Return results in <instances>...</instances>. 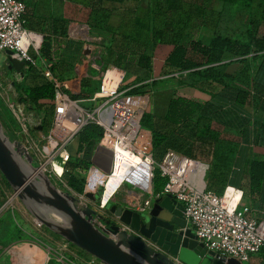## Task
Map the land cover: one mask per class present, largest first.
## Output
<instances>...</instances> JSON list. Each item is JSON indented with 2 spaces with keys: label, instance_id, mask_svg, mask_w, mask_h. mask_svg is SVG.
Here are the masks:
<instances>
[{
  "label": "trees",
  "instance_id": "obj_1",
  "mask_svg": "<svg viewBox=\"0 0 264 264\" xmlns=\"http://www.w3.org/2000/svg\"><path fill=\"white\" fill-rule=\"evenodd\" d=\"M22 1L26 3V0ZM77 1L90 9L88 24L92 32L106 37L105 47L116 46L118 51L124 52L127 50L120 49H126L130 42L136 45L134 49L138 56L136 69L129 63L125 65L126 73L134 76L130 85H136L127 91V95L142 94L144 88H148L149 91L156 86L155 80L146 82L150 78L152 67L151 56L147 53L157 44L168 43L172 45V50L164 61L165 72L177 74L175 83L179 87L192 88L207 96V100L199 101L174 95L169 100L163 117H153L146 111L143 113L140 124L151 131V158L155 165L163 160L168 150L193 159L196 157V150L206 144L213 147L222 133H237L246 146L264 148V123L261 114L264 111V0ZM212 2L219 3L222 8L233 5L246 10L247 21L243 38H234L230 33L218 30L206 31V34L202 35L204 38H195L198 31L204 28L203 25L211 23L208 21L210 14L207 9ZM137 8L146 11V22L135 16ZM110 17L121 20L119 26L126 27L128 22L132 21L136 29L147 33L148 42L143 43L145 40H140L138 36L132 39L124 33H117L110 23ZM58 21L63 28L67 20L63 18ZM60 34L65 35L64 28ZM40 54L49 60L53 58L49 41L45 36ZM227 55L237 58V62L247 63L243 71L246 72L245 76H249L253 87L248 88L244 82L242 86L238 84L237 78L243 71L233 75L222 70L224 64L221 61ZM196 56L201 57V60H197ZM120 58L122 54L108 52L109 61L118 64ZM64 61L62 58L61 62ZM253 61H258V65L252 69L250 62ZM54 69L53 66L52 74H56ZM244 79L246 80V77ZM213 83L222 86L219 92L215 91ZM14 85L22 102L28 103L36 110L47 104L45 114H49L54 99V86L49 79L30 67L23 78L14 82ZM46 124L44 118L43 125L46 127ZM214 125L223 130L217 131ZM102 135L101 126L92 122L84 125L78 133L80 155L74 159L70 158L64 166L73 170L80 165L79 163L89 165L86 158L88 152H84L83 148L86 147L85 149L89 151L94 141L99 140ZM227 144L232 148L233 143ZM245 172L248 176V192L256 196L255 205L264 207V154H252L246 161ZM158 181L159 185L164 182L159 176L158 168L155 167L153 182ZM68 183L76 191H83V186L71 175L68 177ZM261 254L262 260L259 264H264V246L255 255Z\"/></svg>",
  "mask_w": 264,
  "mask_h": 264
},
{
  "label": "rangeland",
  "instance_id": "obj_2",
  "mask_svg": "<svg viewBox=\"0 0 264 264\" xmlns=\"http://www.w3.org/2000/svg\"><path fill=\"white\" fill-rule=\"evenodd\" d=\"M207 10L210 14V17H208V21L210 20L211 23L205 26L203 25L204 28L198 31V33L195 35V38H200L203 34H206V31L210 32L213 30H218L222 33H230V35L234 38H243L247 21L246 10L244 8H239L233 5H230L226 8H222V5H220L219 3L212 2V4L209 6V9ZM135 16L139 17L144 22H146L147 20L146 11L143 8H137L135 11ZM138 33L139 34H137L136 36H138L140 40H146L147 33L145 31L140 30L138 31ZM4 63L5 57L3 53H1L0 71L3 72V75L1 77L11 78L16 81H20L23 78L26 70H23V73L21 75L14 76L11 71H6ZM96 68L97 70L91 69L90 73L91 76H98L95 82L92 81L90 83V86H87V89L81 92L79 95H67L69 101L75 103L78 107V110L83 112L82 114L84 116V122H94V120L99 119L101 113L105 112L108 114L109 117L108 125H112L113 123L111 117V109L113 104L118 100L120 101L116 103V106H120L121 101H125L129 98H144L143 107L141 108L140 112H138V114L137 112L134 114H137L138 117L140 116L141 112L143 113V111L147 109L150 92L147 90V88H144L142 94L127 95V91L129 90L125 88V84L128 80L127 78L123 79L113 99H111V97H94V95L100 91L102 79L100 76V66ZM101 74L103 76L105 84V89L103 91L109 92L114 90V87L109 88V86L111 81H114L113 79H115V73L110 71V67H103L101 70ZM109 80L110 82L108 83ZM242 82H240L239 85H241ZM12 99L13 98H10V103L12 102ZM6 103L7 102H4V99L0 98V121L2 123L3 131L10 138L11 141L18 140L21 143H26L27 141L31 143V152L28 153L32 156V153L37 152L36 148L32 144L31 140H27L29 137L21 132L20 125L15 120L10 108L7 106ZM122 104L124 105V103ZM26 110L28 111L27 114L29 116H32V120L38 118L41 114L46 117L45 120L47 122V126H44L41 134L34 132L33 129H27L28 134L30 133L31 135H34L32 138L34 139L35 143H37L39 140L42 141L41 138L45 137L47 133H49L51 129H53L56 113L54 101L52 104V109L50 110L48 115H46L45 112L33 109L31 106L29 109ZM86 113L93 115L94 120L87 118ZM82 114L79 111L76 112L77 122L76 125L72 127L70 134H72L79 128V125L82 121ZM69 135H67L66 137H68ZM57 136H59V134H57ZM140 136L144 138H141ZM140 136L139 141L144 142V139L146 138L145 134L140 132ZM218 138L219 139L216 140L215 145L213 147L206 144L196 150L195 155L197 158H193V160L198 161L201 165L196 166V168L190 175V179L192 181H196L201 171L197 180V185L201 187L204 185V187L209 188V190L218 194H222L227 185L224 179L227 178L230 173L231 165L234 160L233 155L237 153V149L239 148V146H242L240 145L242 143V140L240 138V135H238L237 133H222L221 136H219ZM115 139L116 138L112 136V134H110V138L108 139L107 144H105L103 147L108 150V165L102 167V169L104 170L103 174H101L100 172H96L97 169L94 166H90L86 163H80V165L73 170H69V168H66L65 166L61 170V167H63L64 162L59 158H55L52 160V166L56 169V171L54 172L59 177L54 176L53 173L49 174L52 178H49L47 173H45V175L59 190L74 193L80 196L82 200L86 202H88V200L84 196V192H86L87 190H93L89 189V184L92 181L97 182L94 186V194L96 196H99V198L101 196L102 203L108 201V203L112 202L118 205H126L128 203L126 199L130 200L132 198H144L147 193L144 192V190L146 189L142 186L147 185V188L152 189L153 173L157 165L153 164L152 167L150 166L152 174V177L150 179V186L148 181H145V179L143 178L136 179V176L133 174L136 167L138 166V164H140L141 161H145L149 164L148 159L142 157L143 150H146V144L144 143L142 151H137V154L132 151L129 152V154L125 155L121 151L117 150L116 163L118 168L120 169V172L122 173L121 175L113 173V171H111V151L112 149L114 150L113 145ZM136 141L137 138L131 142V145L135 147ZM226 142L233 143L232 148L228 146ZM89 156L90 152H88V156H86L87 160L90 162ZM69 160L70 157H68L66 162H68ZM34 161L35 160L33 158V162ZM202 172L203 175L201 182ZM70 175L73 176L76 182L80 183L83 186L82 192H78L74 187L69 186L68 177ZM135 183H138L140 185H136ZM230 191L231 189L227 191V195L236 201L238 199L236 192L234 191L235 193L233 194ZM244 192L246 196V191ZM42 213L45 214L47 217L51 218L52 220H59L54 217L51 212L42 211ZM257 216L259 218H263L259 214H257ZM35 220L36 219L31 215V213L23 207V205L16 197H14L12 190L0 174V264H13L17 262L25 263L35 258L44 259L45 253H47V250L49 249H52V251L54 250L55 252L53 254L60 260L55 259L52 256L47 264H84L83 260L81 259L83 255L87 257L84 252L80 251L74 245H66L63 247V245H65V242L61 237L57 236L55 233L48 230L44 226L38 227L34 222ZM63 260H65L66 263L63 262Z\"/></svg>",
  "mask_w": 264,
  "mask_h": 264
},
{
  "label": "built area",
  "instance_id": "obj_3",
  "mask_svg": "<svg viewBox=\"0 0 264 264\" xmlns=\"http://www.w3.org/2000/svg\"><path fill=\"white\" fill-rule=\"evenodd\" d=\"M27 11L28 6L22 0H0V54L3 53L5 57L4 67L6 71H11L14 76H18V74L15 73L13 68H9L7 50L12 52L10 55L12 58L23 63L22 69H28L30 67L35 68L41 75L52 82L54 86V104L56 107L53 129H51L45 137L41 138L42 141L37 139L39 141L37 143L34 142L32 138L33 135L30 133L28 134L27 129L35 125H41V118L32 120L28 116V111L26 109H29L30 106L28 103H22V101H20V97H18V93L14 88V82L16 80L1 77L3 75L1 71L0 98L4 99V102H7V106L20 125L21 132L29 137L27 140H31L36 148L37 152L32 153V158L35 160L33 162L34 165L43 173H47L49 178H52L49 175L52 173L54 176L59 177L54 172L56 169L52 166V160L61 158V151H63L65 156L63 167H61L62 170L69 157V153L62 144H58V138L56 137L57 134H59V123L57 121L58 110L59 104L66 100L69 101V99L62 91V88H66V84L60 82L52 75L51 69L53 61L40 54L43 36L27 29L24 25ZM113 69L116 71L115 73L118 77V83L114 90L109 92L103 91L105 89V84L103 76L101 75L100 91L97 92L94 97H111V99L115 97L122 80V73L116 68ZM109 82L110 80L108 83ZM109 88H112V86L110 85ZM10 98L14 99V101L12 99L11 103ZM118 101L113 104L111 109L112 125H103L99 119L94 120L93 115L86 113L87 118L94 120V123L104 127L105 132L102 140L107 134L109 138L110 134L116 138L113 148L117 144H121V135H123L122 131L120 132L121 134L113 133V129L120 119L119 114L116 113V103ZM87 122H84L82 125ZM22 144L28 152H31V143L27 141ZM132 150L137 154L134 148H132ZM111 153L113 166V149ZM142 157L147 158L152 167L154 162L151 155L143 151ZM197 164L200 163L192 158L170 151L166 158L157 164L159 175L164 180L160 194H169L182 205L186 227L192 231L198 242L202 243L207 250H211L215 253V258H234L241 264L247 263L251 256L258 254L264 246V219H258L255 216V211L249 205L242 202V191L240 189L226 186L222 194H217L206 189L204 186L198 187L194 184L190 179V175ZM151 177L152 174L150 175V179ZM229 189H231L230 192L233 194L235 193L234 191L239 192V197L233 204L232 198L227 195ZM144 192L147 193V196H145L142 203L137 206L136 209L138 211L145 210L152 204L151 188H149V190H144ZM102 204L99 203L98 207L101 208ZM34 222L38 227L43 226L37 220ZM63 241L65 242L63 247L72 245L64 239ZM47 251L44 259L35 258L25 263L17 262L13 264H47L52 256L60 260L53 254L55 252L54 250L52 251V249H49ZM84 253L87 256L85 257L83 255L81 258L84 264H103L96 257L86 252ZM63 262L66 263L65 260H63Z\"/></svg>",
  "mask_w": 264,
  "mask_h": 264
},
{
  "label": "crops",
  "instance_id": "obj_4",
  "mask_svg": "<svg viewBox=\"0 0 264 264\" xmlns=\"http://www.w3.org/2000/svg\"><path fill=\"white\" fill-rule=\"evenodd\" d=\"M26 3L28 6V11L26 14L27 26L25 27L31 31L41 34L42 36H45V39L49 41L50 50L52 51V56H53L52 67L54 66L55 68L54 71L56 72V74H52V75L56 77L60 82L66 84V88L63 89V93H65L66 96L68 94L70 95L75 94V96L79 95L81 92L87 89V86H90V83L92 81L95 82L98 76L97 77L91 76L90 73H91V69L97 70L96 67L98 66H100L99 68L100 76L102 75L101 70L103 67H110V71L114 73L116 71L113 68H116L117 70H120L122 73L121 82L123 81L124 78L128 79L127 83L125 84L126 89H130L136 86L135 84L130 85V83L134 79V76L132 74L126 73L125 71V65H127L128 63L132 66L133 69H136L137 60H138V56L135 53L136 50H134L136 48L135 47L136 45L134 44V42H130L129 45L126 46V49H120V50H127L124 52L118 51L119 49L116 46L111 45L110 47L109 46L105 47L104 45L106 42V37H104L101 34L92 32V30L90 29V26L87 21L89 17L90 9L85 4H82L77 0H26ZM63 18L67 20L66 24L63 26V28L65 29V35L60 34L63 28L61 26V23L58 21L59 19H63ZM110 18H111L110 23L116 29L117 33H124L125 36H128L132 39L136 37V34H139L138 31H140V29L138 28L136 29L133 26L132 21H129L128 25L125 27V25L119 26L121 20H119L117 17L115 18L110 17ZM108 37H110V35H108ZM147 42L148 41L145 40L143 43H147ZM171 50H172V45L168 43H160L155 45L153 49H149L147 53L149 56H151L152 67H151L150 78L146 82H151L155 80L157 81V83L153 89L151 88L149 90L150 95H149L148 107L146 110L143 111V113L146 111L150 113L153 117H163L165 115L168 102L174 95H182L190 99H195L199 101L207 100L206 95H204L199 91H196L195 89L188 87L182 88L176 85L175 81L178 78L176 73L165 72L164 61L170 54ZM108 52H111L115 55L118 53L122 54V58H120L118 64H115L114 62L108 60ZM62 58L63 60L65 59L63 63L61 62ZM114 58H112V60H115ZM196 59L201 60V57L196 56ZM236 59L237 58L230 55L225 56L221 61V63L224 64L222 70L224 72L233 75L242 72L247 63L237 62ZM250 63L252 69L258 65V61H253ZM33 69L38 74H40L35 68ZM23 70H27V69H22L21 73H17L16 71L15 73L21 75L23 73ZM245 74L246 72L243 71L240 74V76L237 78L238 84L243 80L244 84H246V86H248L249 88L252 85L250 83L249 76L247 77L245 76ZM244 77H246V80L244 79ZM113 80L114 81H111L110 85L115 88V86L118 83V77L116 76V73H115V79ZM142 83H138V85ZM214 86H215V91L219 92L221 90L222 86L220 84H214ZM53 101L51 104H53ZM74 107L75 106L73 104H66L63 106L62 109L63 112H61L58 116L59 126L63 125L64 127H70V129H72V127L76 125L77 115L74 110ZM46 108H47V104H44L42 105L41 109L38 111L45 112ZM247 109L250 108L247 107ZM143 113L141 112L139 116L140 118L139 131L141 133H144L146 136L143 142L146 144V150L144 151V153L150 154L152 156L151 131L141 126L140 124V120ZM261 114H262V122L264 123V111L261 112ZM29 117L31 118L32 116ZM38 118H41V126H42L43 119L44 118L46 119V117L43 114H41ZM99 120L103 125H108L109 123L108 114L105 112L101 113L99 116ZM36 126L39 125L32 126L30 127V129ZM82 127L84 126L82 125L75 132L70 134L68 137L66 136L64 137L65 134L61 135L60 133L59 136H56L58 138V144L63 145L66 151L69 152V157L71 159H74L80 155V154L78 155V142H79L78 133L80 132ZM101 127L104 133V127L103 126ZM43 128L44 125L42 126V130H37V129H33V130L34 132L41 134ZM214 128L217 129V131L223 130V128L217 125H214ZM230 133H234V132H230ZM101 138L97 141H94L93 146H91L89 151L85 149L86 147L83 148V151L90 152L89 165L94 166L97 169L96 172H100L101 174H103L104 170L102 169V167L108 165V152H107L108 150L106 148H103L104 144H107L108 142V137H104L102 141ZM240 145L242 146H239V148L237 149V154L235 155V158L232 162L230 173L227 176V178L224 179V181L227 184H229L226 186L240 188V190L242 191V202L249 205L255 211V216L258 219H264V207L260 208L256 206L254 203V201L256 200V196L254 194L251 195L248 192V176L245 172L247 159L251 157L252 154L259 153L263 155L264 148L254 147L253 145L246 146L243 143H241ZM169 152L170 150L167 151L163 160L166 158ZM103 162L105 163V165ZM117 168L118 166L115 157L114 165L113 168H111V171H113V173H117L121 175L122 172H120V169ZM202 175L203 172L201 174V182H202ZM96 183H97L96 181H92L89 184V189H93L91 190L93 193H94V186L96 185ZM161 186L162 185H159V181L158 182L152 181V189H151L152 202L156 197L162 196V194H160ZM244 191L247 192L246 196ZM143 199L144 198L141 197L136 199L132 198L130 200L126 199L128 203L126 205L123 204L121 205L129 207L133 210H137L136 209L137 206L142 203ZM98 204L99 202L97 204H93V206L97 208ZM104 214L107 215L108 213L105 212ZM257 214H259L263 218H259ZM108 216L111 215L108 214ZM261 260H262V254L261 256L255 255L246 264H259Z\"/></svg>",
  "mask_w": 264,
  "mask_h": 264
},
{
  "label": "water",
  "instance_id": "obj_5",
  "mask_svg": "<svg viewBox=\"0 0 264 264\" xmlns=\"http://www.w3.org/2000/svg\"><path fill=\"white\" fill-rule=\"evenodd\" d=\"M6 53L9 68L21 73L23 63L12 58L11 51ZM32 129L42 130V126ZM0 174L39 223L103 264H241L234 258H215L213 251L198 242L185 225L182 205L169 194L138 211L125 204H102L92 191L84 192L86 202L59 190L34 166L23 144L4 133L1 121ZM98 202L101 208L93 206ZM42 211L51 212L60 222Z\"/></svg>",
  "mask_w": 264,
  "mask_h": 264
},
{
  "label": "bare ground",
  "instance_id": "obj_6",
  "mask_svg": "<svg viewBox=\"0 0 264 264\" xmlns=\"http://www.w3.org/2000/svg\"><path fill=\"white\" fill-rule=\"evenodd\" d=\"M143 102H144V98H136V99H130L129 98V99H126L125 101H121L120 106L119 105L116 106L117 107L116 113L119 114L120 119L116 123V125L113 129V133L118 134L122 131L123 135H121V137H122L121 138V144H117L116 146H114V150H113V152H114V158L113 159L114 160H115V157L117 154V150L121 151L125 155H127V154H129V152L133 151L132 147L138 152L142 151L144 143H143V141H139V136H140L139 126L140 125H139V117L137 116V114H138V112H140L141 108L143 107ZM122 103H124V105ZM66 104H73L75 106L74 107L75 112L79 111L81 114L83 113L82 111L78 110V107L76 106L75 103L66 100L65 102H63V103L61 102L59 104L58 116L61 112H63V110H62L63 106ZM136 112H137V114L134 115ZM81 118H82V121L79 125V128L84 123L83 114H82ZM58 127H59V129H58L59 133L61 135L65 134L64 137L70 134V130H71L70 127H64L63 125H60ZM105 137L109 138L108 134L105 135ZM136 138H137V141H136L135 147H134L131 145V141L135 140ZM141 138H144V137H141ZM64 156H65V153L63 151H61V158H59V159H61L63 162H64ZM114 160H113V165H114ZM199 165H201V164H197L196 166H199ZM150 170H151L150 165L148 163H146L145 161H141L140 164H138V166L136 167L133 174L136 176V179L137 178L138 179L143 178V179H145V181H148L149 186H150V175H151ZM200 173H201V171H200ZM200 173H199V175H200ZM199 175L197 177V180L199 178ZM197 180L196 181L191 180V181L197 185ZM135 184L140 185L138 183H135ZM197 186L201 187L199 185H197ZM142 187H144L146 190L149 189V188H147V185H143ZM235 192H236V195L239 197V192L238 191H235ZM101 201H102V199H101ZM236 201L232 199V204Z\"/></svg>",
  "mask_w": 264,
  "mask_h": 264
}]
</instances>
